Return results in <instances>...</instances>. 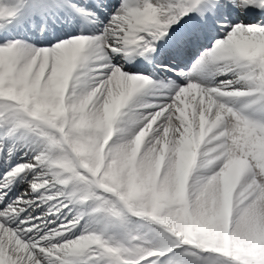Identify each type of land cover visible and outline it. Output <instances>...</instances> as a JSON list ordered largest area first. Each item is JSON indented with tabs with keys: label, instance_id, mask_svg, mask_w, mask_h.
<instances>
[{
	"label": "snow or ice",
	"instance_id": "snow-or-ice-1",
	"mask_svg": "<svg viewBox=\"0 0 264 264\" xmlns=\"http://www.w3.org/2000/svg\"><path fill=\"white\" fill-rule=\"evenodd\" d=\"M0 264H264V0H0Z\"/></svg>",
	"mask_w": 264,
	"mask_h": 264
},
{
	"label": "bare ground",
	"instance_id": "bare-ground-1",
	"mask_svg": "<svg viewBox=\"0 0 264 264\" xmlns=\"http://www.w3.org/2000/svg\"><path fill=\"white\" fill-rule=\"evenodd\" d=\"M189 66H190V62H189Z\"/></svg>",
	"mask_w": 264,
	"mask_h": 264
}]
</instances>
